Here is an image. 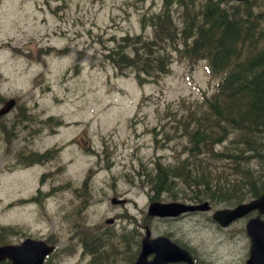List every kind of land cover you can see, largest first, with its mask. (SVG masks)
<instances>
[{
    "label": "rangeland",
    "instance_id": "obj_1",
    "mask_svg": "<svg viewBox=\"0 0 264 264\" xmlns=\"http://www.w3.org/2000/svg\"><path fill=\"white\" fill-rule=\"evenodd\" d=\"M159 4L160 0H8L6 9L0 5V43L4 44L0 56L3 72L9 77L2 82L0 94L15 92L19 108L28 106L35 116L53 115L57 119L54 125L60 121L64 126L55 135L42 130L31 139L37 149L62 141L59 171L53 178L47 174L41 180L51 165L45 163L31 171L33 168L14 166L12 156L0 153V228L11 229L5 231L9 241L17 242L24 234L37 237L53 233L59 237L60 248L80 228L102 224L105 216L119 212L109 204L114 193L129 197L132 202L127 205L128 212L141 216L139 206L144 207L145 196L130 187L132 180L139 183L133 176L155 155L170 162L181 147L178 140L156 150L150 130L161 126L170 129L172 113L179 111L182 100L185 106L201 100L216 84L204 61L189 66L183 58H177L157 83L143 85L130 72L119 76L110 65L101 63L99 52L103 45H111L108 39L139 32L141 15L147 10L157 11ZM256 6L264 12V0ZM11 44L25 45L13 55ZM47 45L55 51L43 56ZM38 48H42V54L30 65L25 53ZM37 73L39 79L30 85ZM168 107L169 122L163 120L164 114L156 113ZM15 114L16 110L11 115ZM3 149L1 143L0 151ZM88 149L96 153L84 154ZM4 163L12 169L3 171ZM87 175H91L86 184L91 198L83 214L82 197L74 191ZM161 198L169 199L166 193ZM129 224L118 219L115 226ZM213 225L210 213H197L177 222L150 223L152 235L170 233L193 247L204 262L245 264L249 245L244 223L222 230ZM79 252L69 254L61 249L50 264H85Z\"/></svg>",
    "mask_w": 264,
    "mask_h": 264
},
{
    "label": "trees",
    "instance_id": "obj_2",
    "mask_svg": "<svg viewBox=\"0 0 264 264\" xmlns=\"http://www.w3.org/2000/svg\"><path fill=\"white\" fill-rule=\"evenodd\" d=\"M256 2L164 0L161 11L143 18L151 36L124 34L103 45L101 59L119 74L133 72L139 82L140 75L166 73L173 56L207 59L218 79L212 94L188 106L182 100L172 113L165 139L181 140L179 155L142 170L154 198L166 193L173 200L233 205L264 189V12ZM80 237L92 264H118L113 238L105 248L99 234L81 229ZM122 242L133 245L132 238Z\"/></svg>",
    "mask_w": 264,
    "mask_h": 264
},
{
    "label": "water",
    "instance_id": "obj_3",
    "mask_svg": "<svg viewBox=\"0 0 264 264\" xmlns=\"http://www.w3.org/2000/svg\"><path fill=\"white\" fill-rule=\"evenodd\" d=\"M208 203L203 202L197 206L184 205L176 202L166 204L153 202L149 206L148 213L157 216H176L184 211L205 210ZM264 211V193L256 200L246 204H240L233 209H224L213 214L212 218L222 225H226L235 218L240 217L251 209ZM246 230L250 236V257L252 264H264V222L258 218L251 219L246 225ZM148 230L141 241V251L134 264H168V262L185 261L192 264L189 254L176 246L165 237L149 239ZM52 250L41 241L25 240L21 245L0 247V260L8 257L12 264H42L43 257ZM150 253H154L151 260L147 259Z\"/></svg>",
    "mask_w": 264,
    "mask_h": 264
},
{
    "label": "flooded vegetation",
    "instance_id": "obj_4",
    "mask_svg": "<svg viewBox=\"0 0 264 264\" xmlns=\"http://www.w3.org/2000/svg\"><path fill=\"white\" fill-rule=\"evenodd\" d=\"M7 2H8V0H0V5L2 6V9L6 6ZM24 45L25 44H23L22 47ZM14 46L17 49L22 48L21 46H18V45H14ZM5 99H6V97L3 96L2 94H0V107L3 104V102L5 101ZM9 115L10 114L8 113L4 116H0V133L4 137L1 139L2 144L4 145V149H3V151H0V152H2L3 156H7V157L20 156V159H18V161H22L21 163L25 164V168L31 167V166L36 165L38 163H41V162H43V160L49 161L51 157L56 156V146L54 145V143H52L51 145H48L42 149H37L35 147H32V145H30V143H29V141L36 134L39 133V130H41V128H45V127L49 128V126L53 124L51 116H48L44 120H39V121H33L34 117L31 115H27V113L21 114L18 121H15L16 116H14V117H12V126L17 131H13V132H15L13 138H6L12 134ZM52 129L55 130V128H53V127H52ZM55 133H56L55 131H51V132H48V135H54ZM11 144H16L17 148L11 149L10 148ZM26 163H29V165H27ZM49 163L51 164V169H50V172H48L46 174H49L51 176V178H53L54 175L56 173H58L59 168L57 166L56 161H54V165L52 164V161H50ZM17 165H18V163H17ZM7 168H9V167H7ZM46 174H44V175H46ZM118 195H120V193ZM149 198L150 197H148L147 201H149ZM128 200L129 199H127V201ZM124 206H122V208H125ZM194 213H198V212H194ZM255 214H256L255 211L250 212L248 215L244 216L240 220H244V222H246L247 219L251 218ZM189 215H191V214L188 213V214H185L181 217L179 216V218L177 217V218H168V219L169 220H177L180 218H185L186 216H189ZM112 216H114L116 220L123 218V219L127 220L128 222H130V224H133V225H138V224L144 222V220L140 221V219L138 217H135L136 215L133 216V215L129 214L127 211H124L123 209H120L119 212L112 214ZM261 217L264 218V215H262ZM147 219L150 221L152 220V218H149V217H147ZM240 220H238V221H240ZM213 224H214L213 226L215 228H217L219 230L223 229L217 223L213 222ZM232 224L230 226H232ZM195 256L197 257V255H195ZM195 256L193 255L194 259L197 261L198 259ZM199 261H202V260H199ZM201 264H203V263H201ZM206 264H211V263L206 262ZM228 264H232V263H228Z\"/></svg>",
    "mask_w": 264,
    "mask_h": 264
},
{
    "label": "bare ground",
    "instance_id": "obj_5",
    "mask_svg": "<svg viewBox=\"0 0 264 264\" xmlns=\"http://www.w3.org/2000/svg\"><path fill=\"white\" fill-rule=\"evenodd\" d=\"M224 133V132H223ZM210 134V133H209ZM204 135H206V134H204ZM206 137V136H205ZM221 139V138H220ZM205 143V142H204ZM252 173V172H251ZM250 174V173H249ZM158 181V180H157ZM223 193V192H222Z\"/></svg>",
    "mask_w": 264,
    "mask_h": 264
}]
</instances>
